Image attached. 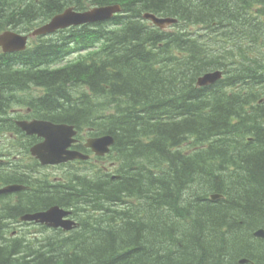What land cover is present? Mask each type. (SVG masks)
Segmentation results:
<instances>
[{
  "label": "trees",
  "instance_id": "obj_1",
  "mask_svg": "<svg viewBox=\"0 0 264 264\" xmlns=\"http://www.w3.org/2000/svg\"><path fill=\"white\" fill-rule=\"evenodd\" d=\"M114 4L121 12L107 21L0 52V132L23 136L8 116L16 104L111 135L119 175L96 168L43 183L12 213L0 197V264H264L253 236L264 229V0H0V32ZM146 13L177 22L162 29ZM215 70L219 81L196 85ZM30 89L42 94L22 99ZM24 141L28 151L36 139ZM14 182L0 164V185ZM51 205L71 208L81 228L7 237L8 221Z\"/></svg>",
  "mask_w": 264,
  "mask_h": 264
},
{
  "label": "water",
  "instance_id": "obj_2",
  "mask_svg": "<svg viewBox=\"0 0 264 264\" xmlns=\"http://www.w3.org/2000/svg\"><path fill=\"white\" fill-rule=\"evenodd\" d=\"M119 7L106 6L97 7L92 10L78 13L72 9H67L64 13L54 16L50 22L35 29L31 36H44L51 34L59 29H64L70 26H78L87 23H94L104 21L113 16L114 13L119 12ZM144 18L151 19L155 24L162 26L165 23L173 22L170 19H156L153 15H145ZM27 36L16 34L14 32H5L0 35V47L3 52H17L22 51L26 45ZM221 77L220 72L206 74L198 79V85L205 86L213 84ZM17 125L27 134L36 135L43 140L34 145L30 149V153L41 163V165H57L74 160H85L86 155H82L77 151L69 150L74 142L73 137L76 132L72 126L65 124H53L44 121L34 122H18ZM113 144V139L110 136L88 140L86 146L97 156H103L109 152V147ZM20 186L12 185L0 190L1 193H10L14 190L20 189ZM215 198V196H212ZM69 213L63 211L58 206L51 207L47 211L35 214H29L22 219L25 221H35L38 223H46L49 226H62L64 229H70L72 222L62 221V218ZM259 237H264V232L259 230L255 234ZM242 263L246 260H241Z\"/></svg>",
  "mask_w": 264,
  "mask_h": 264
},
{
  "label": "rangeland",
  "instance_id": "obj_3",
  "mask_svg": "<svg viewBox=\"0 0 264 264\" xmlns=\"http://www.w3.org/2000/svg\"><path fill=\"white\" fill-rule=\"evenodd\" d=\"M37 43V41H34L32 43ZM42 92L39 91V90H36V89H30L29 91L27 92H24L21 97L24 98V99H29V98H32V97H35V96H39L41 95ZM18 109V107L16 106H12L10 109H9V113L11 114L13 112V117H16L17 116V113H15L16 111H13V110H16ZM21 117H24L26 112H25V107L21 108ZM1 135V134H0ZM8 139V136H0V140H3L4 142H6ZM17 141L14 140V143L7 149H3L1 148L0 149V156H3V155H8V157L6 156H3V157H0L1 158V161H4L6 162L8 165H13L14 164V161H21L19 164L20 165H30V163H32V161L30 160V158L28 157L27 158V155L25 153V150H24V145L23 146H20L18 147L17 146ZM18 151H20V155L22 156H19V159L16 158V156H18ZM103 165V162H95V165L91 166L93 168H91L89 165H86V172L89 171V170H97L96 168H101V166ZM104 165H107V163L105 162ZM24 166L21 168V171H24ZM74 167H61V168H48V169H41L40 167H36L37 169V174L36 176L39 177V173H42V178H45V179H48V182L52 181L56 178V177H59V176H64L65 175V178H68L69 175H70V171L73 170V169H76L78 168V165L75 164L73 165ZM95 166V167H94ZM13 168H11L12 170ZM12 199H14V197H12L11 199H7L8 201H11ZM16 199V198H15ZM14 199V200H15ZM13 201V200H12ZM14 202V201H13ZM12 202V203H13ZM9 228H8V233L6 234L7 237L10 239L12 238L14 235H15V231H17V234L22 236V237H25L27 241H40V240H43V239H46V238H50L52 236H55V233L52 232V231H47V230H44V231H37V227L36 226H33V225H30L29 227L26 226V230H23L25 226L23 225H18V223L16 221H13L9 224ZM14 228H15V231H14ZM25 250H29V249H24ZM26 251V253H28ZM34 251H37L38 253L41 251L40 248L38 249H34V250H31L29 251V254H32Z\"/></svg>",
  "mask_w": 264,
  "mask_h": 264
},
{
  "label": "flooded vegetation",
  "instance_id": "obj_4",
  "mask_svg": "<svg viewBox=\"0 0 264 264\" xmlns=\"http://www.w3.org/2000/svg\"><path fill=\"white\" fill-rule=\"evenodd\" d=\"M30 190L28 191V193H30L31 195L33 194V188L31 189V187L29 188ZM15 195V194H14ZM42 195V194H40ZM39 196V195H38ZM8 208L10 210V213L14 212V208L11 206V205H8ZM12 215V214H11ZM14 215V214H13ZM71 219L74 221L75 225L73 226V229H71V231L69 232H63L62 229H50L44 225H39V224H35V223H23V225L29 227L30 225H33V226H36L37 227V231H44V230H47V231H52L54 233H58V234H65V235H68V234H72L74 233L75 231L79 230L81 228V224H80V220H79V217L77 216H73L71 217ZM22 225V224H21ZM27 228L24 227L23 230H26ZM16 232V231H15ZM80 236V235H78Z\"/></svg>",
  "mask_w": 264,
  "mask_h": 264
},
{
  "label": "bare ground",
  "instance_id": "obj_5",
  "mask_svg": "<svg viewBox=\"0 0 264 264\" xmlns=\"http://www.w3.org/2000/svg\"><path fill=\"white\" fill-rule=\"evenodd\" d=\"M70 96V95H69ZM90 99V98H89ZM214 193V192H213ZM36 250V249H35ZM23 252H25L24 250H22ZM34 252H37V251H34Z\"/></svg>",
  "mask_w": 264,
  "mask_h": 264
}]
</instances>
